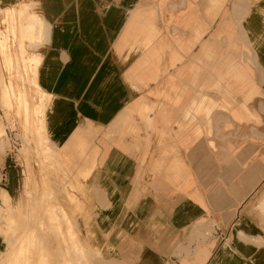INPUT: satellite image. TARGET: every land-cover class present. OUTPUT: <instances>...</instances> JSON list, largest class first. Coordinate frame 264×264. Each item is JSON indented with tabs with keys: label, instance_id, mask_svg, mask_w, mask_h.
<instances>
[{
	"label": "crops",
	"instance_id": "obj_1",
	"mask_svg": "<svg viewBox=\"0 0 264 264\" xmlns=\"http://www.w3.org/2000/svg\"><path fill=\"white\" fill-rule=\"evenodd\" d=\"M22 6L40 63L9 74ZM10 82L50 96L55 193ZM0 221V264H264V0H0Z\"/></svg>",
	"mask_w": 264,
	"mask_h": 264
},
{
	"label": "rangeland",
	"instance_id": "obj_2",
	"mask_svg": "<svg viewBox=\"0 0 264 264\" xmlns=\"http://www.w3.org/2000/svg\"><path fill=\"white\" fill-rule=\"evenodd\" d=\"M28 12H30L28 11V7L22 6L16 11L17 21L12 19L9 24L3 21V30H6L5 32L7 35L1 41V53L5 68L9 74H11L12 70H19L20 67L21 69L24 68L27 73L28 66L33 67V72H35L40 63L39 57L28 59L26 56L27 51H30V47L40 44L41 28L39 16L30 15L25 17ZM37 28L39 29L38 34ZM1 35L3 37L2 33ZM9 39L14 40V44L16 45L17 51L13 56L8 53ZM14 65H18V68ZM18 73L20 72L18 71ZM9 84V87L3 86L2 92L4 102L10 101L11 95L16 100L15 111L11 110L15 115L14 119L8 122L11 124V128L16 131L17 148L23 149L20 152L22 156H20L27 167V183L29 185L26 187V193H55L56 181L59 178H61V180L63 178L61 169L57 168V156L49 144V140L45 136L44 110L50 101V96L43 94L38 85H36L37 92H35L33 88H27L29 85L27 82H22L21 85L24 84L23 87L26 88L25 90L33 96V102L30 103L28 97H25L21 90L12 89V83L10 82ZM9 108L13 109L11 101ZM31 145L34 147V151L24 154L25 147ZM42 166L45 170L41 169ZM58 167L60 166L58 165ZM43 174L44 180H41L40 178ZM24 175L25 174L22 175L21 173L22 183L23 178H25ZM48 176L50 178L56 177L55 182H48ZM0 224L3 226V222Z\"/></svg>",
	"mask_w": 264,
	"mask_h": 264
}]
</instances>
